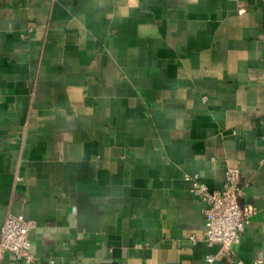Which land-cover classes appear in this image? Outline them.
I'll list each match as a JSON object with an SVG mask.
<instances>
[{
	"label": "crops",
	"instance_id": "0c3cea01",
	"mask_svg": "<svg viewBox=\"0 0 264 264\" xmlns=\"http://www.w3.org/2000/svg\"><path fill=\"white\" fill-rule=\"evenodd\" d=\"M233 167L264 264V0H0V236L31 220L33 264H206L186 177Z\"/></svg>",
	"mask_w": 264,
	"mask_h": 264
},
{
	"label": "built area",
	"instance_id": "2783aa9c",
	"mask_svg": "<svg viewBox=\"0 0 264 264\" xmlns=\"http://www.w3.org/2000/svg\"><path fill=\"white\" fill-rule=\"evenodd\" d=\"M186 179L192 183L191 194L202 203L204 241L209 247H220L216 254L206 256V264L218 261L223 264H242L236 256V247L259 212L256 205L242 202L247 191L242 171L236 167L230 168L222 188L217 190H211L199 174L187 176ZM34 226L23 215L9 214L0 236V254L10 253L17 262L33 264L35 257L30 234ZM192 241L197 243V237L192 236Z\"/></svg>",
	"mask_w": 264,
	"mask_h": 264
}]
</instances>
